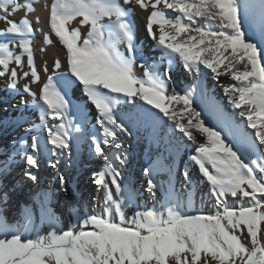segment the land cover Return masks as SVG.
<instances>
[{"label": "snow or ice", "instance_id": "1", "mask_svg": "<svg viewBox=\"0 0 264 264\" xmlns=\"http://www.w3.org/2000/svg\"><path fill=\"white\" fill-rule=\"evenodd\" d=\"M0 21V264H264V0H0ZM38 33L63 60L38 65Z\"/></svg>", "mask_w": 264, "mask_h": 264}, {"label": "bare ground", "instance_id": "2", "mask_svg": "<svg viewBox=\"0 0 264 264\" xmlns=\"http://www.w3.org/2000/svg\"><path fill=\"white\" fill-rule=\"evenodd\" d=\"M148 14L149 13L146 12V11L137 9V13H136V23H137V28H138V37H139V39L142 42H144L146 45L152 46L153 42L148 37V34L146 32V28H145ZM21 15H22V13H21ZM41 15L42 16H46L47 14L44 13V12H42ZM16 17L17 18H20L21 16L18 17V15L16 14ZM43 27H44V31H46L47 30V21L46 20L44 21ZM39 36H41V34ZM41 43H43V41ZM37 44L40 46V43L36 41V45ZM38 47H37V52H36V57H37V63H38V65L43 60H47L48 63H49V65H51V63H52V61H53L54 58L59 57L61 60L64 59V49H63V46L59 43V41L54 36H53V43L51 45H44L43 44V46H41V47H46V51L44 53H41L39 51V48ZM25 70H27V69H25ZM173 78H174V80L182 81L184 83H186V81H191V79H192L187 73L183 72L182 69L179 72L174 73L173 74ZM228 79H229L228 77L222 76L221 77V82H227ZM206 80L210 81V83L212 84L211 85V89H210V94L211 95H214L215 99L218 100L224 106V103L226 102L227 99H226L224 93L222 92V89L219 87V85L217 84V82L212 78V76H207V79ZM22 83H23V81H22ZM3 84H4V80L0 79V88H3ZM212 87L215 88L214 91H212ZM80 93H78L76 96L77 97L81 96L82 94H80ZM18 99H19V97H17V100ZM89 108L92 109V106L89 105ZM94 115H95V110L92 109V111L89 114V119L90 120L93 119ZM85 152H86V155H87V149L85 150ZM180 166L182 167V165H180ZM18 172H19V169H17V173ZM15 174L16 173H14V175ZM49 175L50 176L53 175V172H52V169L47 168L46 169V172L44 174L43 179L46 176H49ZM138 176H139V173L137 174L136 178ZM134 179H135V177H134ZM83 180H84V185H85L84 188H87V192L88 193H91V195H93L92 192H93L94 189L90 185L89 175L88 174L85 175L84 178H83ZM204 185H202V188L206 189V187H204ZM87 192L85 193V195H87ZM101 195H102V193H101ZM197 202H199V201L197 200Z\"/></svg>", "mask_w": 264, "mask_h": 264}, {"label": "rangeland", "instance_id": "3", "mask_svg": "<svg viewBox=\"0 0 264 264\" xmlns=\"http://www.w3.org/2000/svg\"><path fill=\"white\" fill-rule=\"evenodd\" d=\"M17 15H18V17H20L23 14L21 15V13H17ZM13 18L19 19L16 16L13 17ZM4 26L5 25L3 24V22L0 21V28H3ZM40 34L41 33H38V35L36 36V38H37L36 41L40 43V46L37 44V47L39 46L38 48H40L41 46H43V43H41L42 42L41 41L42 40V38H41L42 37V34H41V36H39ZM188 82H190V81H186V83H188ZM206 84L208 85V88L211 89V85L212 84L210 83V81L206 80ZM180 86H182V85H180ZM214 89L215 88L212 87V91H214ZM78 93L82 94V91L80 89H77L75 91V95H77ZM224 107L227 108L229 112L234 111L228 105L227 100L224 103ZM143 135H144L143 130H141V132H140L139 135L134 133L133 137H131L129 139V143L133 145L134 156H135V159H133L132 164H131V170L133 172V179L135 177V179H138L139 180V185L138 186L144 185V183H145L144 177L142 175H140V172H141L140 165L143 163V159H142V157L140 155V145L137 144V140H142ZM85 150H86V146H84V147L81 148V159L82 160H85L86 162L80 168L79 173L77 175V179L81 181L82 190H84V192L86 193L87 192V188H84L85 185H84L83 178H84L85 175H87V174L89 175V169L96 168V167L99 166V161H93L91 163L87 162L89 158L87 157ZM138 173H139V176L136 178V176H137ZM46 177L44 178V181H48L49 178H50V175L49 176H46ZM204 187H206V189L203 188L204 191L206 192L208 186L205 184ZM92 194H93L92 197L94 198L96 196V193H95L94 190H93ZM87 195H88V192H87ZM229 202L230 203H240V201H233L231 198H229ZM149 203H151V201H149ZM196 207H198V208L202 207L204 211H214V209L211 206V203H205L204 205H200L199 202H196Z\"/></svg>", "mask_w": 264, "mask_h": 264}]
</instances>
